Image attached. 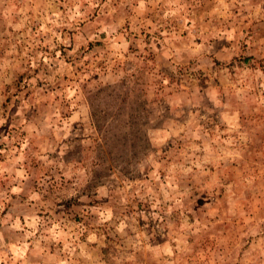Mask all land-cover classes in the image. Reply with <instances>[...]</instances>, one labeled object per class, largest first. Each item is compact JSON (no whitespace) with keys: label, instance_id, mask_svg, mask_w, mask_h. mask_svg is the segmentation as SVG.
Listing matches in <instances>:
<instances>
[{"label":"clouds","instance_id":"1","mask_svg":"<svg viewBox=\"0 0 264 264\" xmlns=\"http://www.w3.org/2000/svg\"><path fill=\"white\" fill-rule=\"evenodd\" d=\"M0 264H264V0H0Z\"/></svg>","mask_w":264,"mask_h":264},{"label":"rangeland","instance_id":"2","mask_svg":"<svg viewBox=\"0 0 264 264\" xmlns=\"http://www.w3.org/2000/svg\"><path fill=\"white\" fill-rule=\"evenodd\" d=\"M259 30L260 27L257 26V31ZM91 47L90 43L89 49ZM64 48V45L60 46L61 55H67ZM67 51H71V47ZM92 92L97 99L81 111L84 123L96 136L98 143L93 147L98 162L103 165L105 161H113L130 140H135L138 122L142 119L147 101L140 99L136 91H121L107 82L102 86H94ZM69 95L74 97L75 93L70 90ZM79 115L77 113V117Z\"/></svg>","mask_w":264,"mask_h":264}]
</instances>
